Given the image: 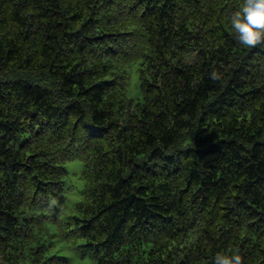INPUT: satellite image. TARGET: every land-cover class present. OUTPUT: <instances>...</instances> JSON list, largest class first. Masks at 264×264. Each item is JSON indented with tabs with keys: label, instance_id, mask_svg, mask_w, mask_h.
I'll return each instance as SVG.
<instances>
[{
	"label": "trees",
	"instance_id": "obj_1",
	"mask_svg": "<svg viewBox=\"0 0 264 264\" xmlns=\"http://www.w3.org/2000/svg\"><path fill=\"white\" fill-rule=\"evenodd\" d=\"M242 3L0 0V264H264V42L235 39Z\"/></svg>",
	"mask_w": 264,
	"mask_h": 264
},
{
	"label": "clouds",
	"instance_id": "obj_2",
	"mask_svg": "<svg viewBox=\"0 0 264 264\" xmlns=\"http://www.w3.org/2000/svg\"><path fill=\"white\" fill-rule=\"evenodd\" d=\"M228 22L241 46L251 48L264 42V0H243ZM211 78L219 79V73L213 71ZM214 264H243V260L240 254L230 250L217 254Z\"/></svg>",
	"mask_w": 264,
	"mask_h": 264
},
{
	"label": "rangeland",
	"instance_id": "obj_3",
	"mask_svg": "<svg viewBox=\"0 0 264 264\" xmlns=\"http://www.w3.org/2000/svg\"><path fill=\"white\" fill-rule=\"evenodd\" d=\"M136 83V74L132 70L128 86V94L134 99L140 98V94H138V86ZM64 168L67 171V176L64 179V195L67 197L69 202L73 204L80 199V192L83 189V182L81 180L83 163L79 159H74L65 163Z\"/></svg>",
	"mask_w": 264,
	"mask_h": 264
}]
</instances>
